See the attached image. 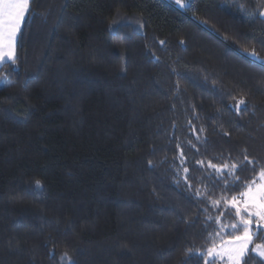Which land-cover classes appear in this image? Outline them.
Instances as JSON below:
<instances>
[{"label": "trees", "instance_id": "obj_1", "mask_svg": "<svg viewBox=\"0 0 264 264\" xmlns=\"http://www.w3.org/2000/svg\"><path fill=\"white\" fill-rule=\"evenodd\" d=\"M188 1L30 0L0 67V264H204L231 238L264 168V0Z\"/></svg>", "mask_w": 264, "mask_h": 264}, {"label": "snow or ice", "instance_id": "obj_2", "mask_svg": "<svg viewBox=\"0 0 264 264\" xmlns=\"http://www.w3.org/2000/svg\"><path fill=\"white\" fill-rule=\"evenodd\" d=\"M169 2H174V5L181 10L186 11L189 7L185 0H169ZM29 13L30 0H0V67L16 62L18 37L22 34V26L26 23V16ZM248 55L259 59L255 52L248 53ZM244 104V100L239 101V105ZM239 105L236 106V110L243 111L244 109H241ZM245 160L248 158L245 157ZM248 163L251 164L252 161L249 160ZM208 167L221 178L226 174H234L224 171L229 169L227 164L221 168L209 163ZM237 167L236 164L231 165V169ZM183 171L187 173L189 169L184 167ZM36 185L38 188L41 187L39 181L36 182ZM195 196L199 197L200 193H195ZM227 202L235 209L238 223L231 224V228L235 231L229 233L230 239L221 240L218 246L214 245L207 250V259H204L201 254L204 264H217V261L220 264H249L252 260V257L249 256V248L254 243V237L258 238L257 232L252 230L253 218H255L257 229H264V168H261L256 177L244 185L238 196H232L231 200ZM219 203L218 200L213 201L214 205ZM251 252L258 258V264H264V242L255 243ZM65 260L68 261V264H73L66 255L61 258L62 264Z\"/></svg>", "mask_w": 264, "mask_h": 264}, {"label": "rangeland", "instance_id": "obj_3", "mask_svg": "<svg viewBox=\"0 0 264 264\" xmlns=\"http://www.w3.org/2000/svg\"><path fill=\"white\" fill-rule=\"evenodd\" d=\"M185 2H186L187 5H188L189 1L186 0ZM176 8L180 9L178 6H176ZM180 10H181V9H180ZM262 13H264V9H263ZM261 17L264 19V15H261ZM5 82H6V83H5ZM7 84H9V82H8L7 80H5V79H0V88L3 87V86H5V85H7ZM229 207H230L232 210L235 211V209H233V208L230 206V204H229ZM253 220H254V223H253V225H252V230H253L254 232H257V235L260 234V233L262 234V233L264 232V229H260V230H258L257 227H256V224H255V218H253ZM254 238H256V237H254ZM259 243H260V242H259ZM254 244H255V243H253V245H250L249 251H251V248L254 246ZM217 246H218V245H217ZM251 253H252V252H251ZM252 254L254 255V253H252ZM207 258H208V257H206V259H207ZM217 262H218V264H220L219 261H217Z\"/></svg>", "mask_w": 264, "mask_h": 264}, {"label": "crops", "instance_id": "obj_4", "mask_svg": "<svg viewBox=\"0 0 264 264\" xmlns=\"http://www.w3.org/2000/svg\"><path fill=\"white\" fill-rule=\"evenodd\" d=\"M264 9V8H263ZM263 11V10H262Z\"/></svg>", "mask_w": 264, "mask_h": 264}]
</instances>
